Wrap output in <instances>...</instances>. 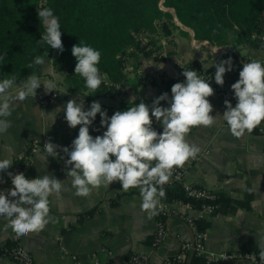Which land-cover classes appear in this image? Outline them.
<instances>
[{
  "label": "crops",
  "instance_id": "obj_1",
  "mask_svg": "<svg viewBox=\"0 0 264 264\" xmlns=\"http://www.w3.org/2000/svg\"><path fill=\"white\" fill-rule=\"evenodd\" d=\"M174 20L185 33L175 31L158 54L147 56L138 53L126 58V82L118 86L115 97H112L115 99L114 105L106 101L101 103L109 108V116L119 110L121 104H130L133 97L135 103L143 100L151 105L157 96L166 92V81L177 76L191 62H197L204 74L214 77L216 68L212 64L216 60L226 59L232 53L233 69L225 73V82L221 86L234 90L231 85L238 80L236 66L241 58L253 56L264 61V48L250 45L241 48L215 46L208 41L197 40L193 30L185 28L176 17ZM259 41L262 42L261 39ZM213 47L220 49L214 54ZM144 59L155 62L145 67ZM158 64L164 67L161 69ZM40 77L56 82L61 92L46 90V82L42 81L36 97L26 96L24 100L14 102L12 114L7 117L11 126L6 132L0 133V158L10 156L15 162L25 148L39 139L40 148L30 158V177L38 178L52 173L66 180L63 181L65 189L61 194L50 196L49 214L53 221L42 230L20 238L23 246L39 263L126 264L131 255L144 254L149 264H161L166 257L178 254L184 241L194 240L195 232L189 220L207 225V254L260 250L257 236L264 235L263 135L245 132L236 137L221 116H217L210 125L193 126L186 134V139L201 150L195 158H189L181 165L185 173L184 181L214 192L222 199L221 205L217 212L210 214L177 201L170 203L171 215L163 217L159 214L160 200L155 213L149 217L147 211L140 207L142 198L138 187L123 191L121 182L113 181L109 186L102 183L94 187L86 196L76 195L65 170L70 166L65 164L67 156L62 148L57 149L62 158L51 155L48 160L43 158L46 155L43 147L49 140L67 146L78 135L80 125L73 128L65 120L63 108L67 101L75 98L77 102L88 103V107L90 103L84 94L68 92L62 86V76L50 63L46 64ZM15 91L16 86L8 89L9 96L14 95ZM54 91L58 92L57 98L43 106L42 99ZM167 92L169 96L172 95L171 91ZM208 99L213 104L211 115L225 112L227 106L219 94L214 92ZM160 103L169 106L168 101L162 100ZM152 126L158 131L162 123L153 117ZM257 126L264 127V121ZM89 127L93 136L105 130L98 117ZM13 165L7 171L14 173ZM7 171L2 173L6 182H0V187L11 179ZM247 201L249 209L241 206ZM89 212L93 214L89 216ZM159 222H164L167 235L157 244ZM8 224L7 217H0V246L11 242L13 230L7 227ZM0 264L19 263L0 255ZM218 264L251 263L236 259Z\"/></svg>",
  "mask_w": 264,
  "mask_h": 264
},
{
  "label": "clouds",
  "instance_id": "obj_2",
  "mask_svg": "<svg viewBox=\"0 0 264 264\" xmlns=\"http://www.w3.org/2000/svg\"><path fill=\"white\" fill-rule=\"evenodd\" d=\"M37 11L44 29L39 42L63 54L66 49L60 18L47 6L38 7ZM219 49L213 47L212 51L215 54ZM72 53L77 59L75 73L84 77L88 94H94L103 80L98 66L100 50L80 41L72 46ZM154 62L144 59L143 65L147 67ZM33 64L46 66V59L36 56L28 67L32 68ZM212 65L216 68L215 82L223 85L225 73L233 69L232 57L216 60ZM157 66L161 69L164 67L163 64ZM183 75L186 79L172 85L171 96L166 91L157 96L151 105L143 100L135 103L133 97L130 107L117 110L111 116L107 109L102 108L99 100H93L87 109L83 101L77 102L75 98L67 101L63 108L65 120L70 127L80 125L78 135L72 140L71 147L49 140L43 147L46 154L43 158L48 160L50 155L62 158L57 151L62 148L67 156L65 164L70 166L65 170L76 195L86 196L94 187L102 183L109 186L113 181H120L123 191L138 187L142 198L140 207L151 217L165 196L163 186L169 181L171 170L174 166L183 165L189 158H195L201 150L186 139L193 126L210 125L217 116H221L230 132L240 137L264 121V61L253 59L243 63L239 79L231 85L237 103L233 106L226 99L224 103L227 107L222 115L210 114L213 104L208 97L214 93L212 84L194 69L184 67ZM42 81L46 82V90L60 91L56 82L42 80L36 71L18 85L15 76L0 77V133L11 126L7 117L12 114L14 102L24 100L26 96L36 97ZM14 85L16 91L10 97L8 89ZM162 100L168 101L169 106H162ZM98 113L105 130L93 136L89 126ZM153 117L162 123V132L152 126ZM13 163L10 156L0 158V182H6L2 173L9 170ZM7 175L15 187L0 189V217H7V227L18 236L42 230L53 221L49 214L50 196L60 195L65 189L63 181L66 180L52 173L31 179L24 173L7 171ZM257 237L261 249L260 261L264 262V235Z\"/></svg>",
  "mask_w": 264,
  "mask_h": 264
},
{
  "label": "trees",
  "instance_id": "obj_3",
  "mask_svg": "<svg viewBox=\"0 0 264 264\" xmlns=\"http://www.w3.org/2000/svg\"><path fill=\"white\" fill-rule=\"evenodd\" d=\"M0 0V77L15 76L16 84L25 80L33 71L41 76L45 66L29 64L36 56L45 57L62 76V86L68 92L86 96L91 104L100 97H115L117 86L126 82V58L142 53L158 54L161 46L157 40L174 36L175 31L184 32L174 20L194 31L199 41L215 46L241 48L245 45L264 48V0ZM52 8L60 18L65 51L63 54L39 42L44 29L38 17V7ZM169 10H174L173 12ZM185 33V32H184ZM139 34L147 35L149 45L142 46ZM87 43L101 52L99 69L103 80L94 94H88L85 79L75 73L76 57L72 46ZM133 49V52L132 50ZM138 52V53H137ZM231 56L232 53H229ZM201 69L197 62L184 66ZM184 68L174 78L166 81V91L174 83L186 79ZM15 86V85H14ZM88 94V95H87ZM130 104L123 103V111ZM103 109L109 108L102 105ZM99 121L100 114H97ZM165 188V187H164ZM164 203L177 201L190 203L202 209L208 201H193L185 197L180 186L165 188ZM217 195L215 203L221 205ZM250 208L249 202L241 203ZM93 212H89L91 216ZM199 228L206 229L203 222L194 220ZM154 239V238H153ZM190 264H204L201 257H192Z\"/></svg>",
  "mask_w": 264,
  "mask_h": 264
},
{
  "label": "built area",
  "instance_id": "obj_4",
  "mask_svg": "<svg viewBox=\"0 0 264 264\" xmlns=\"http://www.w3.org/2000/svg\"><path fill=\"white\" fill-rule=\"evenodd\" d=\"M163 10L166 11L164 8ZM137 39L141 41L142 46H147V49H150L152 46L149 45V38L147 35L139 34ZM170 38H168L169 40ZM262 41H264V37H260ZM167 39L163 38V46L167 44ZM133 52V49H131ZM138 53V52H137ZM256 59L253 56H245L240 59V62L236 66V76L239 79V72L243 67V63L249 60ZM198 74H200L204 79L208 80L213 88L214 92L219 94L224 100H230L235 106L237 103V99L234 96V90H228L218 83L214 81V77L212 75L204 74L201 69H198ZM118 88V86H117ZM58 96V92L54 91L48 94L45 98L42 99L41 104L43 106L49 105L52 101H54ZM85 108H88V103L85 104ZM163 127L161 126L158 132H162ZM251 135H263L264 136V127L256 126L251 131H245ZM41 141L36 139L33 143L25 148V150L16 158L13 170L14 173H24L28 178L31 179L29 175V167H30V158L36 154L40 148ZM71 147V145H67ZM185 173L184 169L181 166H174L171 170V174L169 177V181L163 186L165 188H173L175 186H180L184 195L189 200L193 201H208V203L202 204V209L206 212L213 214L218 211L220 205L215 203L214 201L217 199V196L214 192L210 190L203 189L196 185H192L186 183L184 181ZM15 186L12 185L11 179L0 189H12ZM189 206L193 207L190 203H186ZM170 203L162 202L160 205L159 214L163 217H169L171 215L169 209ZM190 226L193 228L195 232L194 240L192 241H184L181 244V249L178 254L173 256L166 257L161 264H189V259L191 257H201L204 259V264H218L220 262H227L236 259H244L249 261L251 264H264V262L260 261L261 257L259 256L260 250H247V251H238V252H221V253H206V244L208 240V235L206 229L199 228L197 223L194 220L188 221ZM167 235V231L165 228L164 222H159L157 234H156V243H160ZM21 236H18L14 231L12 234V239L9 244L5 246H0V255L5 256L19 264H41L39 263L32 253L20 242ZM126 264H149L148 257L144 254H133L131 255Z\"/></svg>",
  "mask_w": 264,
  "mask_h": 264
},
{
  "label": "rangeland",
  "instance_id": "obj_5",
  "mask_svg": "<svg viewBox=\"0 0 264 264\" xmlns=\"http://www.w3.org/2000/svg\"><path fill=\"white\" fill-rule=\"evenodd\" d=\"M161 8L164 9L163 7V3H161ZM182 29V28H181ZM179 33H181L180 31H178ZM163 39H161V41L158 39L157 43L159 46H161V48L163 49V43H162ZM172 48V47H171ZM95 100H99L101 103L103 101H106L107 103H113L112 105H114L115 99L111 98V97H100V98H96ZM109 105V104H107ZM111 107V106H110Z\"/></svg>",
  "mask_w": 264,
  "mask_h": 264
},
{
  "label": "water",
  "instance_id": "obj_6",
  "mask_svg": "<svg viewBox=\"0 0 264 264\" xmlns=\"http://www.w3.org/2000/svg\"><path fill=\"white\" fill-rule=\"evenodd\" d=\"M161 3H163V0H162V2ZM166 11H168V9H166ZM169 11H171V12H173L174 13V10H169ZM186 28V27H185Z\"/></svg>",
  "mask_w": 264,
  "mask_h": 264
}]
</instances>
